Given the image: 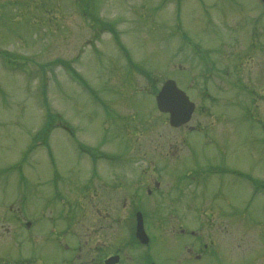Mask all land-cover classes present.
Here are the masks:
<instances>
[{
  "label": "rangeland",
  "instance_id": "obj_1",
  "mask_svg": "<svg viewBox=\"0 0 264 264\" xmlns=\"http://www.w3.org/2000/svg\"><path fill=\"white\" fill-rule=\"evenodd\" d=\"M96 1L99 18L120 22L134 67L111 33L96 37L84 0H0V53L10 55L0 54V264L21 258L70 264L78 247L79 264H96L118 245L127 250L124 264H264V60L254 54L260 59L234 62L221 50L239 43L250 49L262 0ZM221 61L238 66L237 74L227 70L238 86L231 79L225 85L221 70L218 79L204 72L208 62ZM187 62L195 74L202 70L192 82ZM168 79L198 107L189 127L177 131L156 106L155 88ZM47 110L58 115L56 128L25 153L47 123ZM146 120L157 130L145 133ZM154 139L157 152L177 159L156 153ZM93 147L113 158L94 159ZM141 147L158 166L148 155L140 160ZM18 159H25L22 170L13 168ZM108 173L121 179L111 197L121 194L126 207H89L91 186L115 183ZM69 203L80 236L78 230L65 236L67 252L50 230L67 225L61 215ZM137 211L146 217L147 246L132 238ZM15 212L35 222L31 232ZM206 243L201 260L185 258V246L205 250Z\"/></svg>",
  "mask_w": 264,
  "mask_h": 264
},
{
  "label": "flooded vegetation",
  "instance_id": "obj_2",
  "mask_svg": "<svg viewBox=\"0 0 264 264\" xmlns=\"http://www.w3.org/2000/svg\"><path fill=\"white\" fill-rule=\"evenodd\" d=\"M253 19L256 21V23H260L262 20V16L257 14V16H254ZM261 35L264 36V32L262 31V34H261V32L258 30V27H255V30L253 32V39H252V43H251V46L253 48H257L261 44ZM260 50L264 52V48H260ZM143 154L144 153H140L141 158H143ZM95 186H93V188H92V191L95 194V196L94 197L90 196L92 203H90L89 205L92 204V206H98L97 202H99L98 203L99 205H107V202H108V205H110V207H112L113 204H115L116 207H118L119 203H120V205L122 203V207H126V205H127L126 199H124V198L122 199V197H118V196L116 199H112V197H111V194L117 193L120 191V188H121L120 185H113L112 187H108L106 184H100L99 187H95ZM156 186L159 187L160 186L159 183H157ZM149 193L151 194V190H149ZM113 195H116V194H113ZM97 196H99L100 199H95ZM103 197H105V198H103ZM73 209H74V205H71V206H69L67 213H63L61 215V218L66 219L68 222L66 226H63L62 228L58 229L56 231V233H53L52 231H50V233L52 235H54V240L56 242H58V245L63 250H65L67 252H69L71 250V246L67 242L65 236L74 235L75 233H77V230H79V216L76 217L73 214ZM105 219L107 221H110L111 216L110 215L106 216ZM30 223H31L30 226L27 225L28 222H26L24 224L29 231H32V229L34 228V222L30 221ZM22 224H23V222H22ZM101 229L106 230L105 228H101ZM104 233L106 234V231H104ZM44 239L46 241L49 239L48 234L44 237ZM109 248L110 249L112 248L111 244H109ZM122 248H123V245L115 246V248L112 251H110L108 254L105 253L106 257H104V258L99 257L98 259H93V260L98 261V263H96V264H105V261L107 259L112 258V257H119V260H117L118 258L115 259L118 261L116 264H124L125 263V260H124L125 254H124ZM187 250H190V249L188 248ZM75 251L76 252H74L71 259L68 260V262H70V264H79V260H80L79 248L76 249ZM89 252L90 251L87 250L86 254L88 255ZM190 252H191V250H190ZM200 258H201V256H197V259H200ZM82 264H87V263H82Z\"/></svg>",
  "mask_w": 264,
  "mask_h": 264
},
{
  "label": "water",
  "instance_id": "obj_3",
  "mask_svg": "<svg viewBox=\"0 0 264 264\" xmlns=\"http://www.w3.org/2000/svg\"><path fill=\"white\" fill-rule=\"evenodd\" d=\"M157 103L161 112L170 114V124L174 127L185 124L195 108L187 95L177 87L173 80H168L164 84L157 97ZM137 237L144 244L149 242L141 214H138Z\"/></svg>",
  "mask_w": 264,
  "mask_h": 264
},
{
  "label": "trees",
  "instance_id": "obj_4",
  "mask_svg": "<svg viewBox=\"0 0 264 264\" xmlns=\"http://www.w3.org/2000/svg\"><path fill=\"white\" fill-rule=\"evenodd\" d=\"M84 2H85L84 9L86 12L91 13V18L94 22V25L101 26L102 28L109 30L111 33L114 34L115 38L117 40H119V33H118L116 27L114 26V24L107 23L106 21L101 20L99 18V16L97 15V13H96L97 1L96 0H84ZM123 50L126 51V54L129 57L128 51L124 47H123ZM0 54H5L6 56L10 57V55L6 54V53H0ZM129 60L131 61V63H133L132 59H129ZM59 62H60L59 60H56L54 62L47 63L46 66L58 64ZM68 68L71 71V74L76 75L77 78L80 79L79 74L75 71V69H73L71 66H69ZM146 75L150 77L151 74L146 72ZM82 82H83V84H85L84 81H82ZM58 118H59L58 115L52 113L50 110H47V124L38 134H36V136L34 137V141H37L39 138H43V137H44V139H46L47 136L49 135V132L51 131L53 126L56 124ZM260 182L264 188V181H260Z\"/></svg>",
  "mask_w": 264,
  "mask_h": 264
}]
</instances>
